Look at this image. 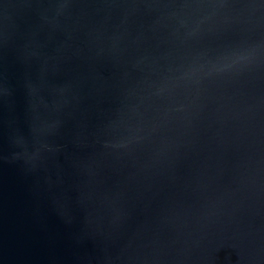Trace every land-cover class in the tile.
I'll use <instances>...</instances> for the list:
<instances>
[{
	"label": "water",
	"instance_id": "95a60500",
	"mask_svg": "<svg viewBox=\"0 0 264 264\" xmlns=\"http://www.w3.org/2000/svg\"><path fill=\"white\" fill-rule=\"evenodd\" d=\"M0 264H264V0H0Z\"/></svg>",
	"mask_w": 264,
	"mask_h": 264
}]
</instances>
